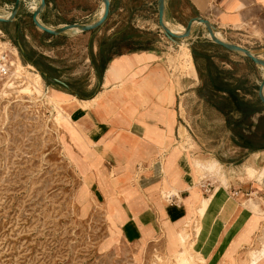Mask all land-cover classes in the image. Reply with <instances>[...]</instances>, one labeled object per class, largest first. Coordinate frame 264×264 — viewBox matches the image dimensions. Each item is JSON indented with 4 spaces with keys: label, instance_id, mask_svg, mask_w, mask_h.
I'll return each mask as SVG.
<instances>
[{
    "label": "rangeland",
    "instance_id": "obj_1",
    "mask_svg": "<svg viewBox=\"0 0 264 264\" xmlns=\"http://www.w3.org/2000/svg\"><path fill=\"white\" fill-rule=\"evenodd\" d=\"M12 2L0 0V15L8 12ZM36 3L23 0L17 21L0 25V48L9 53L12 63L9 74L0 80V264H174L179 257L188 264H247L248 251L253 248V264H264V194L250 190L230 193L229 179L240 170L246 152L234 145L224 117L205 107L201 82L194 93L189 91L190 96L179 98L181 120L187 126L182 137L191 149V158L199 160L198 179H208L212 189L222 186L228 191L221 201L219 225L205 243L204 234H196L195 227L201 229L202 221V215L197 216L194 226L188 228V242H193L190 253L173 258L166 252L163 234L145 246L119 239L116 211L109 199L102 204L95 201L92 193L97 191L88 184L89 166L74 150L70 111L75 106L62 103L69 97L61 93L67 91L62 84L49 82L39 72L40 68L65 80L74 92L91 94L102 56L92 47L94 37L89 39L86 33L70 31L50 37L34 26L31 10ZM46 7L40 19L49 26L87 22L97 12L95 0H48ZM153 38L146 33L140 41L149 43ZM44 43L63 48L48 58L38 52ZM122 50L121 44L112 49L106 44L103 55ZM186 53L190 54L188 47H181L184 62ZM27 54L38 60V67L24 59ZM253 69L251 66L252 73ZM171 71L175 78L183 75L175 67ZM261 71L258 68V75ZM255 139L264 144V126ZM246 166L254 168L244 163V173ZM198 186L201 196L211 194L212 189L204 191ZM248 206L258 216L261 210L263 213L258 228L243 241L239 240L240 230L252 215Z\"/></svg>",
    "mask_w": 264,
    "mask_h": 264
},
{
    "label": "crops",
    "instance_id": "obj_2",
    "mask_svg": "<svg viewBox=\"0 0 264 264\" xmlns=\"http://www.w3.org/2000/svg\"><path fill=\"white\" fill-rule=\"evenodd\" d=\"M95 2L96 18L103 5L100 0ZM164 3V20L173 30L183 29L190 17L201 15L215 26L216 33L236 44L251 49L264 46L261 43L264 0H164ZM130 30L143 37L151 33L154 38L149 43L141 41L143 46L129 51L133 40L123 36ZM68 32L46 34L59 37L70 34ZM81 33H86L89 39L94 37V50L99 51L101 43L110 38L115 41L114 47L119 44L125 47L107 56L91 94L78 96L65 80L67 87H63L67 91L61 92L69 95L62 100L77 98L79 103H86L70 111L73 121L70 137L76 143L74 150L89 166L88 184L97 191V194L92 193L93 198L101 204L109 199L116 211L115 226L122 241L145 246L146 242L163 234L169 257L188 255L193 244L188 242V228L202 215L201 229L196 225V234H204L203 240L207 243L214 227L219 225L218 215L228 191L214 186L208 197L201 196L198 183L201 187L208 179H198L196 163L199 160L191 158V149L183 140L187 126L181 120L179 98L190 96L189 91L194 93L195 86L204 82L205 107L224 117V111L211 99L230 97L226 91H235L237 96L256 104L249 117V130L259 132L264 126V106L257 97L262 71L258 75L259 67L249 58L210 41L206 29L197 24L189 38L190 47L184 43L191 54L187 53L196 78L192 77L180 57L181 44L172 42L159 29L157 0H110L105 21ZM43 45L42 51L33 45L32 48L48 58H53L54 50L63 48L60 44ZM251 66H254L253 73ZM171 67L179 69L183 75L175 78ZM225 125L231 132L226 120ZM233 143L246 154L240 170L229 179L230 193L250 190L264 194V144L249 150ZM244 163L256 170L246 166L244 173ZM248 207L252 215L240 230L239 240L243 241H248L258 228L263 213L260 209L258 216L252 206ZM255 249L248 251L247 264H253L251 254Z\"/></svg>",
    "mask_w": 264,
    "mask_h": 264
},
{
    "label": "water",
    "instance_id": "obj_3",
    "mask_svg": "<svg viewBox=\"0 0 264 264\" xmlns=\"http://www.w3.org/2000/svg\"><path fill=\"white\" fill-rule=\"evenodd\" d=\"M23 0H13L10 9L4 15H0V22H13L17 21V14L20 9ZM103 8L101 13L94 19L87 22H70L64 23L60 26H49L45 24L40 19V14L46 9V0H37L35 7L31 10V21L38 29L51 35H61L67 31H89L100 26L107 18L110 0H100ZM165 3L164 0H157V18L158 26L160 31L172 42L176 44L186 43L188 47L192 44L189 39L191 37L192 30L195 25H202L208 34V39L213 43L219 44L224 48L239 53L247 58H249L255 65H257L262 70V76L257 87V97L259 101L264 106V58L261 56L264 53V46L256 49H251L244 47L242 45L236 44L229 39L216 34L215 26L206 18L201 15H194L190 17L183 29L173 30L164 20ZM52 79L63 86L67 87V84L57 77H52Z\"/></svg>",
    "mask_w": 264,
    "mask_h": 264
},
{
    "label": "trees",
    "instance_id": "obj_4",
    "mask_svg": "<svg viewBox=\"0 0 264 264\" xmlns=\"http://www.w3.org/2000/svg\"><path fill=\"white\" fill-rule=\"evenodd\" d=\"M46 2H48V0H46ZM47 8V7H46ZM46 12V9L40 14V16H43L44 13ZM3 22H0V25ZM46 33V32H45ZM140 33H135L134 31L130 30L128 34L124 35V39H130L133 40V42L131 43V45L128 47L129 51L134 50L135 48H140L141 45V41L140 39H134L135 37H139ZM139 40V41H138ZM137 47H133L134 44ZM106 44H108V48L112 49V47L115 46V41L114 39H109ZM105 43L100 45V49H99V54L102 56V61L100 63V65L98 66L99 68H97V73L100 74V72H102V70L105 67V62L108 60L109 57H105L103 54V47L106 45ZM192 54L194 55V49H191ZM28 55V54H27ZM30 59H32V56L30 57ZM30 59L26 56L25 60L31 64H33L34 66H39V62L37 59H34L33 61H30ZM39 72L40 74L46 79L49 80V82L51 83H58L56 81H54L52 79V76L45 74V72L39 68ZM203 87H205V83H202ZM228 92L230 97H222L219 99H211V101H213V103H215V105H217V107H219L221 110L224 111V117L225 120L227 122V125L230 126V131H231V137L233 142H235V144H237L238 146L242 147V148H247V149H252L254 147H258L259 145H262L258 142H256V136L258 134V131L255 129L253 131H250V125H251V121L249 119V117L251 116V114L253 113V111L256 109V104L249 101L248 99H243L242 97L237 96L236 93H234L235 91L229 90L226 91ZM78 96H82L83 94L77 93L75 92ZM201 96H205V95H201ZM259 101V99H258ZM235 112H238V115H235Z\"/></svg>",
    "mask_w": 264,
    "mask_h": 264
},
{
    "label": "built area",
    "instance_id": "obj_5",
    "mask_svg": "<svg viewBox=\"0 0 264 264\" xmlns=\"http://www.w3.org/2000/svg\"><path fill=\"white\" fill-rule=\"evenodd\" d=\"M11 59L9 53L5 49L0 48V80L6 77L11 70ZM201 187L204 191H209L211 189V184L207 180L201 183Z\"/></svg>",
    "mask_w": 264,
    "mask_h": 264
},
{
    "label": "bare ground",
    "instance_id": "obj_6",
    "mask_svg": "<svg viewBox=\"0 0 264 264\" xmlns=\"http://www.w3.org/2000/svg\"><path fill=\"white\" fill-rule=\"evenodd\" d=\"M33 7H35V6H33ZM32 7V8H33ZM74 31H77V30H74ZM217 35H219V36H221L219 33H216ZM180 47H186V45L184 44V43H181V45H180ZM184 59H185V64L187 65V67H188V71H189V73L191 74V76L192 77H194V78H196L195 77V72H194V68L192 67V65H191V63H190V59H191V57L186 53L185 55H184ZM19 65V64H18ZM19 67L21 68V66L19 65ZM36 76V78H38V79H40V77H39V75H35ZM91 101V100H90ZM89 101V102H90ZM62 103H64L65 105H67V106H69V107H71V106H76V105H79V104H86V103H79L78 102V100L77 99H74L73 101H66V102H62ZM215 164V163H214ZM174 264H188V262H187V259L186 258H184V257H179L177 260H176V262L174 263Z\"/></svg>",
    "mask_w": 264,
    "mask_h": 264
},
{
    "label": "flooded vegetation",
    "instance_id": "obj_7",
    "mask_svg": "<svg viewBox=\"0 0 264 264\" xmlns=\"http://www.w3.org/2000/svg\"><path fill=\"white\" fill-rule=\"evenodd\" d=\"M17 33H18V32L16 31V34H17ZM26 56H27L29 59H30V57H31V55L28 54V55H25V56H24V59H25ZM34 59H35V58L32 57V59H30V61H33ZM32 65H33V64H32Z\"/></svg>",
    "mask_w": 264,
    "mask_h": 264
}]
</instances>
